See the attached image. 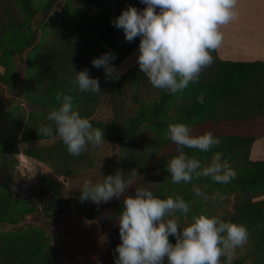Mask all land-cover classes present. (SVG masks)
<instances>
[{
  "label": "trees",
  "instance_id": "obj_1",
  "mask_svg": "<svg viewBox=\"0 0 264 264\" xmlns=\"http://www.w3.org/2000/svg\"><path fill=\"white\" fill-rule=\"evenodd\" d=\"M57 0H49V11ZM20 9L29 18L15 16L10 10H5L6 18L0 31V60L4 56L19 58L29 55L31 84L23 93L27 101L35 107L47 112L56 110L60 103L56 101L57 92L72 95L74 106L81 117L90 118L94 115L103 97L108 93L124 96L129 90L134 92L138 105L135 117L129 120L125 127L115 126L113 139L123 142L135 136L139 129L149 124L155 129H167L169 124H221L242 123L259 119L264 116V62H234L223 61L217 51L211 53L213 64L205 69L198 83H190L182 90L186 100L178 104L173 115H169L174 94L160 90L158 99L152 97L149 79L139 70V65L131 67L118 80H105L103 67L92 65L94 58L107 52H115L117 58L111 61L118 67L140 44V37L129 43L125 40L122 29L113 26V21L119 17L129 5L137 7L140 0H90L85 5H78L73 15L54 26L50 32L51 38L47 44L34 54L30 53L37 42L40 26L35 28L30 23L37 15L32 0H18ZM32 55V56H30ZM8 67V65H5ZM88 69L92 78H98L102 92L100 94L82 93L78 86L73 85L78 72ZM148 91L146 95L142 93ZM204 95V104L197 102V97ZM174 106V105H173ZM172 109V107H171ZM93 127L100 128L101 123L90 120ZM47 116L33 113L27 117L9 115L5 105L0 107V184L12 181L7 158L9 145L7 139H17L25 145L24 153L30 158L50 164L60 175L69 176L75 172L79 164H88V150L79 156H72L67 151L62 140L52 145L41 144L42 141L56 138L38 134L39 127L50 124ZM5 128V130H4ZM10 135V136H9ZM221 139V144L210 152L198 149L184 148L189 157H195L208 164L219 152L222 159L227 160L230 167L237 173V178L228 184H218L208 177L197 181L215 183L222 190L224 205L231 203L230 194L234 195L233 209L223 220L246 226L254 232L258 241L257 247L264 254V161L250 159L251 148L256 140L254 136L214 135ZM17 153L18 148L12 144ZM178 155L177 145L170 158ZM171 158V159H172ZM165 163V162H164ZM169 173V172H168ZM227 187L230 193H227ZM6 188V187H5ZM15 194L5 189L0 193V224L16 225L20 217L34 211V205L21 200L13 204ZM181 196V195H179ZM184 199L186 197L181 196ZM168 196L163 195V199ZM20 200V199H19ZM31 201V200H30ZM186 201V200H185ZM221 201V200H220ZM187 202V201H186ZM41 203V202H40ZM42 204V203H41ZM45 214L47 213L46 208ZM79 213L83 210L79 206ZM201 215L199 208L193 212ZM87 217L88 214H86ZM182 230V229H181ZM172 244L175 237L169 236ZM48 238L44 233L32 231L0 238V264H52L46 248ZM264 259V258H263Z\"/></svg>",
  "mask_w": 264,
  "mask_h": 264
},
{
  "label": "clouds",
  "instance_id": "obj_2",
  "mask_svg": "<svg viewBox=\"0 0 264 264\" xmlns=\"http://www.w3.org/2000/svg\"><path fill=\"white\" fill-rule=\"evenodd\" d=\"M147 7L142 11L129 5L112 23L122 29L129 43L140 37L139 70L157 89L175 94L186 89L190 83H198L201 73L213 64L212 52L223 44L222 28L238 19V0H140ZM159 9V12H157ZM117 58L115 52H107L94 58L95 68L103 67L105 80H118L123 69L111 61ZM73 85L82 93L100 94L99 79L92 78L88 69L77 73ZM55 99L60 106L50 112L38 134L51 137L55 133L72 156H79L88 146L99 147L105 142L104 131L93 127L88 118L81 117L74 107L72 95L57 92ZM204 104V95L197 97ZM168 139L177 145L178 155L166 165L171 182L190 183L201 177L211 178L218 184H228L237 178L222 154L217 152L208 166H202L199 159L189 157L184 148L210 152L221 144V139L212 132L192 135L186 124H169ZM137 169L125 178L122 171L104 177L102 183L85 180L80 202L91 201L97 205L108 203L114 197L119 199L134 181L141 179ZM197 196L202 195L195 188ZM205 200L209 197L204 195ZM212 200H224L217 192ZM119 217L121 244L115 264H232L238 248L249 240L246 226L226 222L219 217L201 214L192 217L190 226L179 227L177 219L168 218L180 212L187 215L190 203L179 195L175 198H158L148 187H137L134 196L123 200ZM169 236L175 237L172 244Z\"/></svg>",
  "mask_w": 264,
  "mask_h": 264
},
{
  "label": "rangeland",
  "instance_id": "obj_3",
  "mask_svg": "<svg viewBox=\"0 0 264 264\" xmlns=\"http://www.w3.org/2000/svg\"><path fill=\"white\" fill-rule=\"evenodd\" d=\"M88 1L90 0H57L47 11L49 0H32L37 15L30 23L34 28L40 26V29L37 42L30 53H36L47 44L51 38L52 28L70 18L76 6L85 5ZM137 7L142 11L147 6L140 2L137 3ZM5 10H10L15 16L29 21L20 9L18 0H0V31L6 18ZM28 58L29 55L22 58L9 55L4 56L5 64L0 60V107L2 104L5 105L7 114L25 117V120L33 113L43 116L50 114L45 109L32 105L23 94L25 88L31 84L29 79L31 58L27 61ZM150 89L153 94L150 99H158L160 89L152 85ZM146 93L148 91L142 94L146 95ZM134 97L132 90L122 97L115 96L111 92L103 97L90 120L101 123L99 127L104 131L105 142L99 147L89 145V163L77 165L75 172L69 176H62L50 164L25 155V145L20 142L21 134L17 139H7L8 144H11L6 155L12 181L22 183L42 174L49 186L55 187L58 196L69 205V210L61 216L48 217L42 204L37 200H31L29 202L34 205V211L20 217L16 225L0 224V238L39 231L48 238L46 253L52 264H115L118 253L114 250L122 243L119 217L124 207L123 200L127 196H134L138 186L150 188L161 199L163 195L173 198L177 195L186 197L185 200L190 203L188 214L176 212L168 217L177 219L181 229L190 226L193 222L192 217L197 216L193 213L196 208H199L202 214L216 216L222 220L232 211L233 194H230L231 203L227 206L219 199L215 201L211 199L215 193H223L215 183L196 179L190 183L173 184L171 182V174L166 170V165L172 158L170 155H173L176 144L167 138L168 128L159 130L145 123L130 139L123 142L113 139L115 126L125 127L129 120L136 116L138 105ZM185 100L183 91L175 93L169 115L172 116L177 105L184 103ZM74 107L76 110L77 106ZM248 122L188 126L191 127L193 136L209 131L214 135L243 136L247 131L245 124ZM58 140H60L59 136L44 140L41 144L52 145ZM13 143L18 148L17 153L13 151ZM202 166L206 167L208 164ZM132 169H137L139 176L143 178L134 181L119 199L114 197L110 202H101L99 205L90 200L80 202L79 197L85 180H91L94 184L102 183L104 177L115 175L117 171H122L127 178ZM195 188H199L202 195L197 196ZM5 189V186L0 184V193H3ZM227 193H230L229 187H227ZM204 195H207L209 199L205 200ZM20 201L16 195L12 197L13 204H18ZM79 206L83 214L79 213ZM86 214L91 217H87ZM248 232L249 240L244 247L236 250L232 264H264V254L257 247L258 241L254 239V232L251 230ZM223 262L224 258H222V264Z\"/></svg>",
  "mask_w": 264,
  "mask_h": 264
},
{
  "label": "crops",
  "instance_id": "obj_4",
  "mask_svg": "<svg viewBox=\"0 0 264 264\" xmlns=\"http://www.w3.org/2000/svg\"><path fill=\"white\" fill-rule=\"evenodd\" d=\"M238 19L224 26V41L217 50L223 61L264 62V0H238ZM139 46L117 67L125 74L137 64ZM243 136H254L252 161H264V116L248 122ZM264 198V196L262 197Z\"/></svg>",
  "mask_w": 264,
  "mask_h": 264
},
{
  "label": "water",
  "instance_id": "obj_5",
  "mask_svg": "<svg viewBox=\"0 0 264 264\" xmlns=\"http://www.w3.org/2000/svg\"><path fill=\"white\" fill-rule=\"evenodd\" d=\"M5 187L11 190L20 200H37L46 208L47 213L52 217L65 214L69 205L58 197L55 187H50L45 177L38 174L22 183L6 180Z\"/></svg>",
  "mask_w": 264,
  "mask_h": 264
},
{
  "label": "flooded vegetation",
  "instance_id": "obj_6",
  "mask_svg": "<svg viewBox=\"0 0 264 264\" xmlns=\"http://www.w3.org/2000/svg\"><path fill=\"white\" fill-rule=\"evenodd\" d=\"M59 197V196H58ZM63 200V199H62Z\"/></svg>",
  "mask_w": 264,
  "mask_h": 264
}]
</instances>
